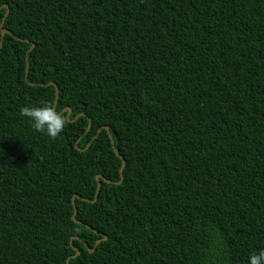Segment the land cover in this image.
Instances as JSON below:
<instances>
[{
    "label": "trees",
    "instance_id": "obj_1",
    "mask_svg": "<svg viewBox=\"0 0 264 264\" xmlns=\"http://www.w3.org/2000/svg\"><path fill=\"white\" fill-rule=\"evenodd\" d=\"M3 6L0 264L264 248V0H0V24ZM50 83L54 139L19 115L54 105Z\"/></svg>",
    "mask_w": 264,
    "mask_h": 264
},
{
    "label": "clouds",
    "instance_id": "obj_2",
    "mask_svg": "<svg viewBox=\"0 0 264 264\" xmlns=\"http://www.w3.org/2000/svg\"><path fill=\"white\" fill-rule=\"evenodd\" d=\"M19 115L27 119L32 129L51 139L56 138L64 130L67 122L66 115L51 103L33 107L22 106ZM247 264H264V248L252 252L248 256Z\"/></svg>",
    "mask_w": 264,
    "mask_h": 264
},
{
    "label": "water",
    "instance_id": "obj_3",
    "mask_svg": "<svg viewBox=\"0 0 264 264\" xmlns=\"http://www.w3.org/2000/svg\"><path fill=\"white\" fill-rule=\"evenodd\" d=\"M3 7L6 8V13H5V16L3 17V20H2V22H1V24H0V29H1L2 34H6V33L9 34L8 31H6V30H2V27H3L4 23H5V18H6V16H7V14H8V10H9V8H8L7 6H3ZM33 48H34V45L32 44V46H31V48H30V50L28 51L27 54H29V53L33 50ZM27 71H28V61H27ZM27 71H26V73H27ZM49 85H53V86L55 87L56 98H55L54 106L56 107L57 99H58V96H59L58 89H57V86H56L54 83H50ZM67 110L70 112V109H67ZM65 111H66V110H64L63 112H65ZM68 115H69V114H68ZM75 120H76V119H75ZM68 121H69V122H73V121H71V120H68ZM103 128H104V130H106V131L108 132V134H109V138H110V141H111L112 148L114 149L116 155H117V156L121 159V161H122V164H121V167H120V170H119L120 180H119V182L116 183V184H120L121 181H122V179H123V169H124V167H125V162H124L123 157H121L120 154L115 150L114 141H113L112 136H111V134H110L109 128L106 127V126H104ZM100 179H103L104 182L107 183V184H111V183H112V182H110V181H108V180H105V179L102 177V175H97V176H96V182H97L96 194H95V198H94V200H93L92 202H95V201H96V199H97V195H98V192H99V190H100V188H101ZM72 203H73V205H75V197L72 198ZM75 214H76V208H75L74 216H75ZM73 218H74V217H73ZM102 240H106V236H105V235H103V239H102ZM100 242H101V240H97V241H96V244H95V247H96ZM95 247L92 248V249L87 247L88 252L93 253V252L95 251ZM80 254H81V252L79 251V249H75V255H72L71 257H69V258L67 259V263H66V264L69 263L70 258H75V257L79 256Z\"/></svg>",
    "mask_w": 264,
    "mask_h": 264
}]
</instances>
